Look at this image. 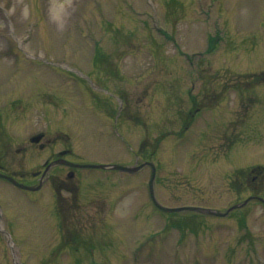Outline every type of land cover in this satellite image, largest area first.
Here are the masks:
<instances>
[{"label":"rangeland","instance_id":"374dc122","mask_svg":"<svg viewBox=\"0 0 264 264\" xmlns=\"http://www.w3.org/2000/svg\"><path fill=\"white\" fill-rule=\"evenodd\" d=\"M258 73L264 0H0V153L31 181L63 144L82 163L152 161L164 206L225 209L243 194L232 179L264 164ZM193 101L201 111L183 134ZM42 131L55 149L15 152ZM150 176L91 170L35 195L1 180L0 227L15 241L0 231V264H264V206L165 216Z\"/></svg>","mask_w":264,"mask_h":264},{"label":"water","instance_id":"95a60500","mask_svg":"<svg viewBox=\"0 0 264 264\" xmlns=\"http://www.w3.org/2000/svg\"><path fill=\"white\" fill-rule=\"evenodd\" d=\"M12 182H14L16 185L22 187L21 185H19L18 183H16L15 181H13L12 179H10ZM151 189H152V192H153V179L151 181Z\"/></svg>","mask_w":264,"mask_h":264}]
</instances>
